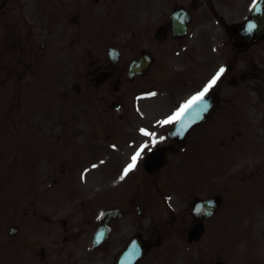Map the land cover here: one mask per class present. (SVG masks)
<instances>
[{"label":"flooded vegetation","instance_id":"obj_1","mask_svg":"<svg viewBox=\"0 0 264 264\" xmlns=\"http://www.w3.org/2000/svg\"><path fill=\"white\" fill-rule=\"evenodd\" d=\"M30 1L0 0V264H118L125 249L127 264L135 256V264H231L229 210L237 207L231 199L238 197L239 209L264 206L261 194L244 190L241 171L230 175V157H241L253 138L246 120H262L264 110V36L235 45L228 31L246 21L245 2L174 4L190 14L186 34L176 28L186 16L175 24L171 13L163 15L152 30L149 10L143 25L130 14L126 56L87 65L79 75L75 116L67 106L23 111L22 98L31 97L38 82V63L52 55L51 45L38 43L52 26L39 33L31 14L22 16ZM33 1L38 8L43 4ZM86 1L61 4L71 7L67 14L78 29L92 0ZM143 54L151 57L149 68L130 77L133 61ZM221 68L211 87L214 110L192 127L182 148L168 153L163 167L149 172V151L172 142L174 117ZM137 94L148 103L134 105ZM128 98L133 101L126 105ZM150 131L156 139L149 147ZM106 145L110 168L86 170ZM231 177L239 178L238 188L231 189ZM108 210L113 213L105 220ZM102 225L103 238L97 235ZM134 239L139 249L131 248ZM249 259L264 264L259 254Z\"/></svg>","mask_w":264,"mask_h":264},{"label":"rangeland","instance_id":"obj_2","mask_svg":"<svg viewBox=\"0 0 264 264\" xmlns=\"http://www.w3.org/2000/svg\"><path fill=\"white\" fill-rule=\"evenodd\" d=\"M123 1L124 6H126L128 4L130 11H132L133 9H137V6H141L142 5V0H111L110 2H108L106 4L107 6V16L109 17L110 13H114L115 11L118 13V9H119V5L117 4V2ZM150 1H153L150 6H149V11H151L152 15L154 16H159V11L160 10H165V12H171V10L173 9V5L174 4H179V5H185L188 6L192 3V0H148V3ZM128 2V3H127ZM146 4V0L144 2ZM162 4H164L162 6ZM147 6V5H146ZM122 7V6H120ZM124 9H126V7H123ZM130 13V12H129ZM132 13V12H131ZM119 14V13H118ZM127 17L125 16H118L117 18V25H118V29H117V34H115L114 38H113V42L115 43L117 46H122L124 48V50L126 52H128V49H125L128 44H127V39L131 36V34L129 33H124L122 32L120 29V26H125V21H126ZM105 23H103L102 25H104ZM124 33V34H123ZM108 39L111 37V32H108ZM111 38V39H112ZM111 43V42H108ZM119 46V47H120ZM121 48V47H120ZM67 50L64 52L66 53ZM69 53H70V57L71 58H83V60H86L88 58L94 59V58H107V53L104 52V49H99V52H97V49H93V50H75V51H71L69 49ZM58 54H61L60 52ZM78 64V63H77ZM76 64V65H77ZM88 67H86L87 70ZM64 71V68H63ZM73 71H71L72 73ZM77 70L74 71V73L72 74H77ZM80 73H82V67L80 66ZM63 77H61L62 79ZM75 83L76 85V89H80L81 86V82H77V81H72ZM70 82V83H72ZM70 89L71 86H70ZM88 89V86L85 87V90ZM255 100V98H254ZM253 100V102H254ZM131 100L130 98H128L126 100V105L129 104ZM258 103V100L256 99L255 104L252 103L251 105H247L248 109H253L252 105H256ZM135 104V103H134ZM257 106V105H256ZM260 109V108H259ZM261 110V109H260ZM263 111L261 112V117L262 120H259L257 118L256 115H252L251 118L246 120L245 123V128L246 130H249V128L251 129V131L253 132V138L248 142L249 143V149H251L250 151H245V152H241V157L238 156H231L230 157V175H235V176H240V171H241V177L243 178V184L247 186L251 187V190H246L245 191H252L256 193V195H260L261 199H264V116H263ZM259 123V124H258ZM258 124V129L256 128V125ZM255 133V134H254ZM155 137V133L154 134H150L149 139L148 140V144L150 147V144H153V140L156 139ZM154 138V139H153ZM110 147V146H107ZM247 148V147H246ZM45 151V150H43ZM244 153V157L243 154ZM246 154H250L251 156H247ZM232 155V154H231ZM113 163V159L112 158H108L104 161H99V165H100V169H106V164H107V169L112 165ZM88 164H86L87 166ZM93 172H96L95 170H93ZM230 178V187L231 189H236L238 188V184H236V180L237 183L239 181V178ZM256 182V183H251V182ZM243 185V187H244ZM247 188V187H246ZM244 210H235V209H231L230 210V222H229V243H230V263L231 264H254L252 261H250L249 258H255L258 254L259 257H261L262 261L264 259V253L260 252L259 253V249L261 246V241L260 236H259V232H257V237H251L250 238V244H247V242H243V238L244 236H241V228L243 226H241L240 224V217L241 215L245 214L246 212H248V209L243 208ZM261 215H264V210L261 212ZM247 224L250 223H256L258 226H260L262 223L261 221L259 222H254L251 221L250 219H247ZM241 237V240H240ZM262 244H264V240L262 241Z\"/></svg>","mask_w":264,"mask_h":264},{"label":"snow or ice","instance_id":"obj_3","mask_svg":"<svg viewBox=\"0 0 264 264\" xmlns=\"http://www.w3.org/2000/svg\"><path fill=\"white\" fill-rule=\"evenodd\" d=\"M254 27H255V25H249V31H251V29L254 28ZM224 71H225L224 68H221V69L219 70V72L217 73L216 77L213 78V80L208 84V86L205 87V89H204L201 93H199L197 96L193 97L192 100L189 101V102L184 106V108H183L179 113L176 114V116L174 117V119H179V118L183 115L184 111H186L187 109L191 108L193 104H196V103H198V102H200V101H203L205 94L208 92V90H209L213 85L216 84V81L220 79V76L224 73ZM207 109H208V105H207V104H204V105L202 106V108H201V111H202V112H203V111H207ZM163 123H171V120H166V121H164ZM145 134L147 135V133H145ZM153 143H155V141H153ZM144 147H147V145H145ZM141 151H143V148H141V150L138 151V152L136 153V155L133 157V162H132V164H130V165L128 166L127 169H125V173H124V175H127V172L130 171L132 168L135 167L136 160H137V158L140 156V152H141Z\"/></svg>","mask_w":264,"mask_h":264},{"label":"water","instance_id":"obj_4","mask_svg":"<svg viewBox=\"0 0 264 264\" xmlns=\"http://www.w3.org/2000/svg\"><path fill=\"white\" fill-rule=\"evenodd\" d=\"M191 112H192V110H189L188 111V116H190L191 115ZM200 114V116L203 114V112L202 113H199ZM189 123L191 122V121H188ZM193 123V120H192V122L190 123V124H192ZM187 130V129H186Z\"/></svg>","mask_w":264,"mask_h":264}]
</instances>
